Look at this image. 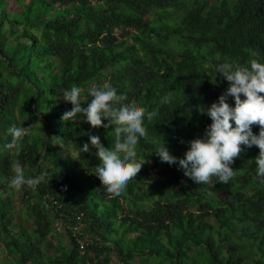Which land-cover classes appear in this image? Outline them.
Segmentation results:
<instances>
[{"label": "trees", "instance_id": "trees-1", "mask_svg": "<svg viewBox=\"0 0 264 264\" xmlns=\"http://www.w3.org/2000/svg\"><path fill=\"white\" fill-rule=\"evenodd\" d=\"M251 59L264 63V0H0V264H264L259 148L242 146L227 184L155 155L166 143L183 158L230 86L218 66ZM103 85L156 113L120 196L92 174L90 136L113 147L115 126L62 120L65 92L87 107ZM14 126L27 130L18 151L5 147ZM17 162L46 174L34 190L10 186Z\"/></svg>", "mask_w": 264, "mask_h": 264}, {"label": "clouds", "instance_id": "clouds-1", "mask_svg": "<svg viewBox=\"0 0 264 264\" xmlns=\"http://www.w3.org/2000/svg\"><path fill=\"white\" fill-rule=\"evenodd\" d=\"M217 73L225 77L230 86L206 110L212 123L203 138L189 141L190 148L183 158L172 155L166 143L157 148L155 155L161 162L177 165L186 177L197 184H207L214 177L218 182L227 184L236 174L230 165L241 155L242 146H257L260 150L255 158L257 174L264 178V63L251 59L250 67H242L225 62L218 66ZM89 94L93 99L87 107H83L80 88L73 86L65 92L63 99L73 107L63 113L62 120L75 123L78 114H83V120L93 129L115 126L113 147H105L99 136H90L91 148L97 150L95 154L100 161L92 174L98 177L109 194L120 196L144 165V162H137V146L141 138L146 139L148 136L145 118L152 121L156 113L139 106L135 101L124 103L127 96L118 95L117 89L110 85L93 87ZM229 96L234 97V107L227 102ZM104 120L108 123L104 124ZM253 125L260 127L258 135L253 133ZM26 131L24 127L10 128L13 139L5 147L18 151L17 141L26 135ZM80 151L89 152L90 145L85 143ZM12 170L14 176L10 186L17 191L24 186L34 190L46 175L26 177L18 162L12 165Z\"/></svg>", "mask_w": 264, "mask_h": 264}, {"label": "rangeland", "instance_id": "rangeland-1", "mask_svg": "<svg viewBox=\"0 0 264 264\" xmlns=\"http://www.w3.org/2000/svg\"><path fill=\"white\" fill-rule=\"evenodd\" d=\"M57 228L60 230V229H61V226H60V225H58V226H57Z\"/></svg>", "mask_w": 264, "mask_h": 264}]
</instances>
